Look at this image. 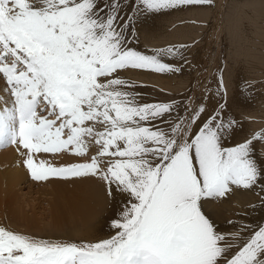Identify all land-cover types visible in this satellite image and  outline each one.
<instances>
[{"label":"snow or ice","instance_id":"1","mask_svg":"<svg viewBox=\"0 0 264 264\" xmlns=\"http://www.w3.org/2000/svg\"><path fill=\"white\" fill-rule=\"evenodd\" d=\"M212 3L0 0V148L15 145L35 181L95 177L118 204L109 224L115 234L95 242L0 226V264H264V226L229 240L202 210L233 186L264 191V166L253 156L264 131L226 147L238 122L222 118L224 105L203 120V104L168 130L150 127L176 106L140 104L136 85L121 77L127 70H182L163 59L179 49L146 54L130 46L138 15ZM122 5L131 9L123 24ZM89 141L99 146L89 162L36 160L41 153L85 157Z\"/></svg>","mask_w":264,"mask_h":264},{"label":"rangeland","instance_id":"2","mask_svg":"<svg viewBox=\"0 0 264 264\" xmlns=\"http://www.w3.org/2000/svg\"><path fill=\"white\" fill-rule=\"evenodd\" d=\"M229 1L231 0H227V2ZM100 2L101 5H103L104 0H100ZM124 2L126 3L127 0H124ZM224 5H226V1ZM215 8L216 5H214V9ZM122 9L123 10L121 12V15L123 19L120 20L121 24H123L124 21L127 19V15H125V13L131 14L130 8H123L122 5ZM214 9L210 13L208 20L209 23H212L217 19V15H218L217 12L219 9L218 8H216L218 10L216 9L214 10ZM226 12L227 10L225 9V7L220 11L221 13V15L219 16L220 31L218 32L216 27L208 28L207 31H205L206 29L200 31V28H198L199 26H197L196 24L197 22H195L196 19L191 20L190 21L191 23H187L189 24V26L186 25V28L184 25L178 26L176 28L177 31L173 29L175 28V25L174 26L172 25L171 30L172 29L173 30L169 35L166 34L167 41L164 44L167 45L166 49L169 47H174L176 49H179L180 54L175 57H171V56L164 57L163 59L165 62L180 67L182 70L179 73H156L153 71H146V70H127L121 72L122 78L127 79L131 81L132 84L136 85V87L132 88L131 91H133L134 94L139 95L140 104L172 103L176 106L175 110L171 114H165V116L162 119L152 121L148 126L158 127L164 130H168L173 124L188 118L190 115V111H189L190 109H193L198 105L203 104L204 106H207L205 112L207 114L205 115L203 120H206L209 115L213 114L214 110L217 111L220 110L219 107L220 105H224L222 111L223 114L221 113L222 118L226 120L229 118L234 119L235 121L238 122L237 125L238 127H241L242 124H243L242 127L245 126L244 129H247V135H245L244 133H237V131L235 130L237 126L234 129V132L236 133L237 136L236 142L238 144L245 142L244 141L245 139L246 140L250 139L251 137L249 138V136L251 135V132L257 133L261 128H263V127L257 128V126L260 124V118L244 117L243 114H241L239 110L236 109V106L233 102V95L235 94V91H233L231 84L228 85L229 83L228 70L229 68H233L232 65L234 63L233 61L234 51L230 50V48L234 46V42L231 39L229 40L227 39L228 37L226 34L229 31L230 21L229 18L227 17L228 15ZM171 14L172 13H169L167 11V15H171ZM191 26L192 28H190ZM134 28H135L134 35H129V41L131 47L146 54H153L154 52L163 49V47L160 46L155 47L154 45H151V47H149L150 45L147 46L145 44V40H143V42L141 41L142 40L141 34L139 33L140 31L137 27L136 20H135ZM129 31H131V29ZM207 33L212 36L213 40H211V42L214 41L215 37L217 39V40L215 39V42L213 44H210L211 46L208 44L209 40L207 38L208 35ZM170 35H172V38ZM231 77H232V72H231ZM221 78L223 80L222 89L220 87ZM0 82L2 84L4 83L2 80ZM208 89L212 91L210 98L211 101L209 105H207L203 101V99L206 98L207 95H209ZM250 122L251 124L253 123L252 124L253 126L252 125L250 126ZM95 128L97 131H104V126L101 124H96ZM243 134L245 136H243ZM93 144L95 145L94 146L95 150L92 153L88 152V155L96 156L97 154L96 152L99 151V146L96 145L94 142ZM253 146L255 147L253 156L255 157L256 160L259 157L262 161L259 162V160H257L258 161L257 163H263L264 142H255ZM11 149H12L11 145L4 148H0V155H5L9 153ZM258 151L261 152L259 153ZM76 159L78 161L80 160L84 162L88 161L87 156L85 157L76 156ZM102 159L106 163L107 161L113 158L103 157ZM103 166L105 165H102V167ZM258 166H260V164H258ZM77 179L80 182L79 185H82V183L90 184L89 186L87 187L84 186V187L87 189L89 188L90 192L93 191V198L95 201L93 204H95L96 212L94 214L95 219L90 223V226L95 227L103 217L109 214L108 212H110L109 210L111 209L114 200L109 199L107 195V189L103 181L95 177H87V178L81 177ZM30 183H33V186ZM37 183L38 182L28 181L25 185L24 184L21 185L20 186L21 189L18 192V195L20 197L21 203H23L22 205L24 208V212L26 211V214L28 216H31L34 220L39 221L38 225L36 226L40 228V231L39 232L26 231L25 227H23L22 225H20L19 227V224H16L17 222L15 223L12 217H9L10 215L7 218L5 214L2 212H0L1 215L0 226L36 238L48 239L53 241L77 242V243L81 241L95 242L101 239H107L111 235L115 234L114 231L110 229V227L106 230L105 232L106 234H103L104 236L102 234L95 233V235L97 234L96 235L97 237L94 235L91 236L89 239L81 236L80 234H74V236L68 235L69 233H75L74 230L57 231V232L49 230V227H47V225L50 222V218L48 215V211H49L48 201L51 200V196L43 194V192L40 189L43 190L45 186L43 185L41 186L42 188H39ZM80 194L81 192H77V193L75 192V195L79 196ZM224 201L227 204H231L234 208L237 207V213L235 216L233 217L228 216L227 214L228 211L224 209L226 206L222 207V205H225ZM207 202H209L210 205L207 207H203L202 210L211 220H214V215H213L214 212L212 207L220 209L219 211L223 217L222 225H227L230 227L225 232H222V234H224L229 240L235 239L232 236L233 233H237L241 231L243 234V238L247 239L254 230H257L260 226H264V191L261 190L260 185H257L253 189H243L233 186V190L230 193H228L225 197L209 198ZM240 208H244L247 211L239 213L241 211ZM229 213L231 212L229 211ZM240 217L241 220H239ZM8 221L11 222H9L8 224ZM76 229L79 230V228ZM246 233L249 236H247ZM92 237H96V238L94 239Z\"/></svg>","mask_w":264,"mask_h":264},{"label":"bare ground","instance_id":"3","mask_svg":"<svg viewBox=\"0 0 264 264\" xmlns=\"http://www.w3.org/2000/svg\"><path fill=\"white\" fill-rule=\"evenodd\" d=\"M225 1L226 5H224ZM213 3L211 5L205 6L184 7L178 9L162 10L159 13H142L138 15L136 18V23L140 31L139 33L141 34V41L143 42V40H145V44L147 46L150 45L149 47H151V45H154L155 47L160 46L163 47V49L164 47L166 49L167 45L164 44L167 41L166 34L169 35L173 29L176 30V28L180 25H184L186 28V25L189 26V24L187 23H191L190 21L193 19H196L195 22H197L196 24L197 26H199L198 28H200V31L203 29H206L205 31H207L208 28L216 27L218 32L220 31V11L225 7V9L227 10V17L230 21L229 31L226 34L228 37L227 39H231L234 42V46L230 48V50L234 51V63L232 65L233 68H229L228 70V85L231 84L233 91H235V94L233 95V102L236 106V109L239 110V112L243 114L244 117L260 118V124L257 126V128L263 127L258 131L262 132L264 131V0H231L229 2H227V0H213ZM214 5H216V8L219 9L218 10L215 8L216 10H218L217 19L213 22L211 20L212 23H209V16L214 9ZM167 11L172 14L167 15ZM172 25H175V28L171 30ZM190 28H192V26ZM170 36L172 38V35ZM207 38L209 40V45L213 44L216 39L215 37L214 41L211 42V40L213 39L210 34L207 35ZM2 87L3 84L0 82V88ZM208 92L209 95H207V97L203 99L204 103H206L207 105H209L211 101L210 98L212 94V91L210 89H208ZM0 95H4V93L0 92ZM205 108H207V106H205ZM206 114L207 113H204L203 119ZM252 124L250 122V126ZM242 126H237L238 128L236 127L235 130L237 131V133H244L245 135H247V129H244L245 126ZM198 127L199 124L194 126L192 128V131H197ZM244 134L243 136H245ZM253 134L254 132H251L249 138L252 137ZM236 141L237 136L233 131L230 137L225 141V146H235L238 144ZM244 141H246V139ZM94 146L95 145L93 144V142L89 141L88 152H94ZM11 147L12 149L9 153L0 155V212L4 213L7 218L10 215L9 217H12L15 223L17 222L16 224H19V227L20 225L25 227L26 231L39 232L40 228L36 226L38 225L39 221L34 220L31 216H28L26 214V211L24 212V208L22 205L23 203H21L20 197L18 195V192L21 189V185H25L28 181H34L38 182L37 184L39 188H42L41 186L43 185L45 186L43 190L40 189L43 194L51 196V200L48 201V215L50 218V222L47 227H49V230L54 232L74 230L75 233H69L68 235L74 236V234H80L87 239H89L91 236H94L95 233L102 235L106 234L105 232L109 228L110 221L114 218V215L118 208L116 201L113 202L111 209L108 207L110 209H108L110 212L107 211L109 214L107 213L108 215L103 217L95 227H91L90 223L95 219L94 214L96 212V208L95 204H93L95 202L93 198V191L90 192L89 188H85L90 184L82 183V185H79L80 182L77 178H72L69 180L50 178L47 181H35L31 178L28 169L22 163L24 157L20 154V152L17 151L15 145H11ZM87 157V162H89L93 155H87ZM40 159H44L49 164L57 167L66 164L84 163V161H78L76 159V156L69 152L55 155L44 153L36 154V160L39 161ZM257 160H259V162L261 161L259 157L257 158ZM258 164H260V166H264V162ZM30 184L33 186V183ZM75 192H81V194L78 196L75 195ZM209 205V202L206 201L204 202L203 207H207ZM224 206H226L224 209L228 211V216L233 217L236 215L237 207L234 208L231 204H227L226 202L225 205H222V207ZM212 209L214 212V220L212 221L217 226L219 232H225L230 227L227 225H222L223 217L219 211L220 209L215 207H212ZM240 209L241 211L239 213L247 211L244 208ZM229 211L231 213H229ZM239 220H241V217L239 218ZM9 222L11 221H8V224ZM76 228H79V230H77ZM247 236L249 235L247 234ZM96 237L92 238L95 239Z\"/></svg>","mask_w":264,"mask_h":264}]
</instances>
